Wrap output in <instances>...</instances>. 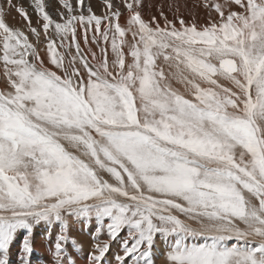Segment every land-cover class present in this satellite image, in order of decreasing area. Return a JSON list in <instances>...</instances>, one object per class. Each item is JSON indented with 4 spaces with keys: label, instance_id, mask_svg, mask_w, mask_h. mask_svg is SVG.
<instances>
[{
    "label": "snow or ice",
    "instance_id": "obj_1",
    "mask_svg": "<svg viewBox=\"0 0 264 264\" xmlns=\"http://www.w3.org/2000/svg\"><path fill=\"white\" fill-rule=\"evenodd\" d=\"M99 3L0 0V264H264V0Z\"/></svg>",
    "mask_w": 264,
    "mask_h": 264
},
{
    "label": "bare ground",
    "instance_id": "obj_2",
    "mask_svg": "<svg viewBox=\"0 0 264 264\" xmlns=\"http://www.w3.org/2000/svg\"><path fill=\"white\" fill-rule=\"evenodd\" d=\"M26 2L27 0H25V3ZM51 2L54 3L55 0H51ZM156 2H158V0H144L145 5H147L148 3H156ZM91 3L94 7V10L99 14V12L101 11L99 0H91ZM18 19L19 17L15 13H12L8 17V22L10 24H15ZM92 228H93L92 224H87L83 226L81 224L74 225L73 235L76 236V238L84 245V252H81L78 257V264H84L83 256L84 253L88 251V243L90 241V232L92 231ZM54 234H55L54 232L50 233L47 226H37V228L34 230L33 242H37L39 240L40 247H39V252L36 253V256L32 254V257H30L31 264H47L48 260L50 259V253L48 251V248L52 242L50 236L54 238ZM22 236L23 234H21L18 237V239L14 242L13 249L15 252H17V250L20 247ZM163 250H164V246L162 244L158 245L157 264H161L163 260V255H162ZM115 251L116 248L113 247V252ZM12 257L13 255L10 256V264H19L18 257H17V261H14ZM109 259H111V257H109Z\"/></svg>",
    "mask_w": 264,
    "mask_h": 264
},
{
    "label": "rangeland",
    "instance_id": "obj_3",
    "mask_svg": "<svg viewBox=\"0 0 264 264\" xmlns=\"http://www.w3.org/2000/svg\"><path fill=\"white\" fill-rule=\"evenodd\" d=\"M39 247H40V244H39V240H38L37 242H34V251H33V254L35 256H36V253L39 252ZM13 253H16L14 251V249H13ZM17 257H18V255L14 254L12 258L14 259V261H17ZM31 257H32V255H31Z\"/></svg>",
    "mask_w": 264,
    "mask_h": 264
}]
</instances>
